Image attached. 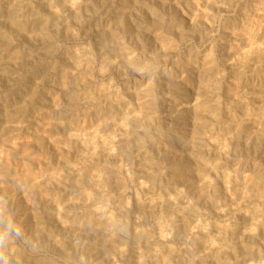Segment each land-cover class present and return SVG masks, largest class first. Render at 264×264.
Instances as JSON below:
<instances>
[{
  "label": "rangeland",
  "instance_id": "1",
  "mask_svg": "<svg viewBox=\"0 0 264 264\" xmlns=\"http://www.w3.org/2000/svg\"><path fill=\"white\" fill-rule=\"evenodd\" d=\"M0 264H264V0H0Z\"/></svg>",
  "mask_w": 264,
  "mask_h": 264
},
{
  "label": "bare ground",
  "instance_id": "2",
  "mask_svg": "<svg viewBox=\"0 0 264 264\" xmlns=\"http://www.w3.org/2000/svg\"><path fill=\"white\" fill-rule=\"evenodd\" d=\"M222 1V0H221ZM55 3V2H54ZM174 20V19H173ZM107 55V54H106ZM90 59V58H89ZM86 60V59H85ZM167 60V59H166ZM104 64V63H103ZM92 67V66H91ZM105 68V67H104ZM74 69V68H73ZM82 89V88H81ZM261 92V91H260ZM152 137V136H151ZM142 138V137H141ZM91 139V138H90ZM138 150V149H137ZM195 165V164H194ZM197 165V164H196ZM205 166V165H204ZM154 169V168H153ZM202 170V169H201ZM242 178V177H241ZM243 179V178H242ZM258 183V182H257ZM256 184V183H255ZM255 190V189H254ZM219 191V190H218ZM245 191V190H244ZM257 204V203H256Z\"/></svg>",
  "mask_w": 264,
  "mask_h": 264
}]
</instances>
